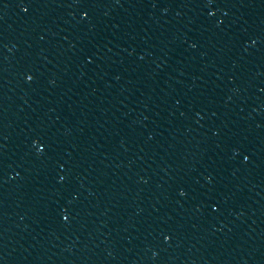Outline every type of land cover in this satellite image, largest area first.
Listing matches in <instances>:
<instances>
[{
	"label": "water",
	"instance_id": "obj_1",
	"mask_svg": "<svg viewBox=\"0 0 264 264\" xmlns=\"http://www.w3.org/2000/svg\"><path fill=\"white\" fill-rule=\"evenodd\" d=\"M0 264H264V0H0Z\"/></svg>",
	"mask_w": 264,
	"mask_h": 264
}]
</instances>
